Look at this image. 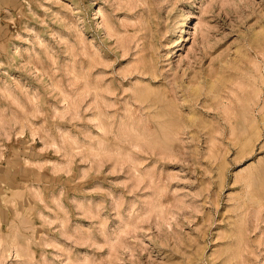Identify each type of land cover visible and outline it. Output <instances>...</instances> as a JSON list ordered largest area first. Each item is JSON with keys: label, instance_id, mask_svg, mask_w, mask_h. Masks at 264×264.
<instances>
[{"label": "rangeland", "instance_id": "374dc122", "mask_svg": "<svg viewBox=\"0 0 264 264\" xmlns=\"http://www.w3.org/2000/svg\"><path fill=\"white\" fill-rule=\"evenodd\" d=\"M0 264H264V0H0Z\"/></svg>", "mask_w": 264, "mask_h": 264}]
</instances>
